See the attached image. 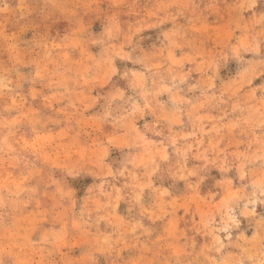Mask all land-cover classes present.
Listing matches in <instances>:
<instances>
[{"label": "rangeland", "instance_id": "rangeland-1", "mask_svg": "<svg viewBox=\"0 0 264 264\" xmlns=\"http://www.w3.org/2000/svg\"><path fill=\"white\" fill-rule=\"evenodd\" d=\"M0 264H264V0H0Z\"/></svg>", "mask_w": 264, "mask_h": 264}]
</instances>
